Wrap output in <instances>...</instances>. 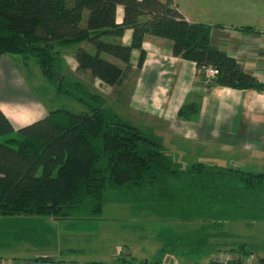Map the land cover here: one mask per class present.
<instances>
[{"label":"trees","instance_id":"obj_1","mask_svg":"<svg viewBox=\"0 0 264 264\" xmlns=\"http://www.w3.org/2000/svg\"><path fill=\"white\" fill-rule=\"evenodd\" d=\"M173 3L0 0V55H34L56 93L87 108H58L17 128L0 107V219L65 217L79 207L100 214L106 191L114 188L133 208L201 223L187 232L163 230L164 244L153 264H170L165 255L199 257L210 238L226 234L228 221H264V170L204 161L183 167L140 127L107 108L101 94L64 74L63 49L74 47L78 69L121 88L143 66L144 42L150 35L170 40L172 54L195 62L200 71L217 68L211 86L264 90V83L239 60L212 43V29L220 25L175 15L170 12ZM120 5L122 22L117 19ZM128 30L131 37L124 42ZM134 51L140 54L136 66ZM197 108L185 104L180 116L189 118ZM234 253L238 257L229 264H242L252 252L242 244ZM121 263L150 264L125 257Z\"/></svg>","mask_w":264,"mask_h":264},{"label":"crops","instance_id":"obj_2","mask_svg":"<svg viewBox=\"0 0 264 264\" xmlns=\"http://www.w3.org/2000/svg\"><path fill=\"white\" fill-rule=\"evenodd\" d=\"M173 2L170 12L175 15L191 22L220 25L212 29V43L264 83V0ZM123 17L120 5L118 22ZM130 37L128 30L123 41ZM172 45L168 39L148 35L143 66L121 87L130 91V98L117 97L115 101L128 113H134L133 120L140 124L137 126L177 160L263 171L264 90L211 86L195 62L172 54ZM70 55L71 60H76L74 51ZM139 56V51H134L135 66ZM13 60L11 55H0V107L18 128L47 116L50 110L34 96ZM118 94L121 97V91ZM188 103L198 108L185 118L180 116V110ZM258 256L264 264V256ZM0 264L90 263L57 261L46 251L32 252L29 246H23L16 250L0 247Z\"/></svg>","mask_w":264,"mask_h":264},{"label":"rangeland","instance_id":"obj_3","mask_svg":"<svg viewBox=\"0 0 264 264\" xmlns=\"http://www.w3.org/2000/svg\"><path fill=\"white\" fill-rule=\"evenodd\" d=\"M63 50L66 55L69 54L65 55L63 65L66 77L78 80L92 92L101 94L107 108L113 109L124 121L140 126L138 121L133 120L134 113H128L127 109L122 108L115 101L117 97L123 100L130 98V91L126 90V87L112 86L111 88L100 83L91 73L78 69L76 60H71L70 53L74 47ZM11 56L15 59L13 61L19 66L23 77L26 78L34 96L39 98L50 111L58 108L74 112L87 110L81 102L56 93L52 84L43 75L34 55L12 54ZM120 91L121 97L118 94ZM167 156L186 168L193 162H198V160L185 162L169 154ZM204 162L214 164L209 161ZM120 197L119 189L113 188L106 191L104 209L102 213L95 215L88 207H79L68 210V215L65 217L2 218L0 219V247L16 250V248L29 246L32 252L46 251L57 261L123 264L121 261L125 257L128 260L133 258L137 263L147 261L153 264L164 244L160 236L163 230L187 232L201 226V223L196 220H178L149 214L148 210L141 206L133 208L130 203L122 202ZM223 231L225 235L210 238L205 251L199 257L191 258L186 253L185 258L178 255H165L163 259L170 264H211L215 257L224 255L230 260L229 262H232L236 258L234 250L244 244L251 248L256 262L261 264L258 255L264 256V221H228Z\"/></svg>","mask_w":264,"mask_h":264},{"label":"built area","instance_id":"obj_4","mask_svg":"<svg viewBox=\"0 0 264 264\" xmlns=\"http://www.w3.org/2000/svg\"><path fill=\"white\" fill-rule=\"evenodd\" d=\"M203 72L206 76V81L208 84H211L213 80L216 78L217 74L219 73L218 69L212 66L204 68ZM229 261L230 260L224 255L214 258V262L218 264H229ZM242 264H256L255 255L251 253L250 255L246 256L243 259Z\"/></svg>","mask_w":264,"mask_h":264}]
</instances>
